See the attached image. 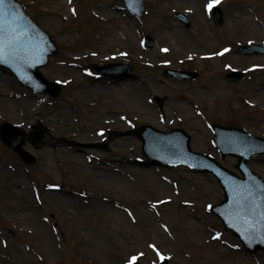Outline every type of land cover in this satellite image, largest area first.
Wrapping results in <instances>:
<instances>
[{"label":"rangeland","instance_id":"374dc122","mask_svg":"<svg viewBox=\"0 0 264 264\" xmlns=\"http://www.w3.org/2000/svg\"><path fill=\"white\" fill-rule=\"evenodd\" d=\"M18 1L58 46L41 70L62 92L57 98L34 93L0 67V124L21 127L24 148L36 158L26 165L0 141V264H127L140 252L139 262L150 264L160 260L150 244L170 257L169 264H264V251L251 255L210 211L208 205L224 199L213 174L150 163L141 140L122 135L143 124L162 131L181 128L191 135L193 151L240 174L236 157H220L210 125L239 126L264 137V55L237 53L242 44L264 43V0H220L225 15L220 27L207 8L210 0H144L141 19L122 0ZM176 11L187 13L191 28L173 18ZM252 20L256 27L247 24ZM112 31L119 41H108ZM147 34L155 39L152 48L145 46ZM225 45L230 51L221 55ZM117 62L132 67L126 79L140 77L153 85L140 92L139 101L133 99L140 107L120 110L122 119L107 116L111 106L102 94L83 91L101 79L92 63ZM168 68L195 70L198 77H167ZM233 68L244 70L245 78L226 80ZM11 94L19 102L10 104ZM118 96L131 100L125 91ZM155 96L165 99L161 109ZM32 125L46 129L37 148L27 139ZM72 141L99 142L108 151ZM249 166L264 179V155L254 156ZM86 169L98 172V179ZM121 170L132 180L119 179ZM60 199L67 200L65 208L58 206ZM156 214L164 217L159 226ZM193 227L199 231L195 237Z\"/></svg>","mask_w":264,"mask_h":264},{"label":"water","instance_id":"95a60500","mask_svg":"<svg viewBox=\"0 0 264 264\" xmlns=\"http://www.w3.org/2000/svg\"><path fill=\"white\" fill-rule=\"evenodd\" d=\"M124 3L127 9L137 16L144 14L143 0H124ZM2 11L6 19H8L9 11L22 17L16 27L21 32H26L27 36L24 39L23 48L16 55H6L0 63L10 69L23 85L33 88L36 92L48 91L57 96L60 92L59 86L46 80L39 71V68L48 62L49 56L57 52L56 46L48 34L25 14L23 6L17 1L7 0ZM175 17L190 26L185 14L177 13ZM214 17L218 24L223 21L222 12L217 8H215ZM147 39L149 46H152L153 39L150 36ZM242 50L247 53L264 52V46L254 45ZM98 68L105 74L115 72L114 69L108 70L109 67ZM117 73H124V71ZM168 74L179 78L195 75L185 71H170ZM241 75V73L234 72L229 76L240 77ZM1 133L3 140L18 151L27 163L33 161V157L23 149L24 134L20 129L10 123H4ZM132 133L143 140V151L153 160L165 163L171 161L174 164L185 163L201 171L213 172L221 181L226 197L221 204L212 208L213 212L220 216L225 227L237 234L252 252L264 249V181L247 168V160L251 156L264 153V139L251 136L243 129L216 126V143L221 154L223 157L227 154L238 157L237 167L245 175L244 178H240L227 171L213 158L192 152L189 146L190 137L183 130L163 133L145 125ZM42 136L43 129L37 130L30 137V141L37 145ZM248 189L251 190V196H249ZM161 264H167V261Z\"/></svg>","mask_w":264,"mask_h":264},{"label":"bare ground","instance_id":"6f19581e","mask_svg":"<svg viewBox=\"0 0 264 264\" xmlns=\"http://www.w3.org/2000/svg\"><path fill=\"white\" fill-rule=\"evenodd\" d=\"M102 9L104 11H107V8H102ZM111 9H112V11L116 10L115 8H111ZM247 24H255L254 25L255 27L257 25L256 21H253V20L252 21H248ZM249 26L251 27V25H249ZM114 32L115 31H112V32L107 34L108 41H111L113 39L115 41H119V38H118L119 34H116ZM123 34L124 33H121L120 35H123ZM162 36H164V35H162ZM65 70L69 72V71H72L73 68L65 67ZM102 79H103V81H102ZM105 79H107V78L106 77H102L100 80H97L94 83H89L86 87L83 88V91H84V93H88V94L92 93V92H94V93L97 92V93H100V94L103 95V97L106 100L105 102L111 106V110H109L108 115H107L108 117H110L109 115H111L112 117H120L121 118L122 115L120 116V114H119L121 109L122 110L123 109L133 110L135 108V106L136 107L137 106L140 107V105H137V104H139V102L137 103V101L135 102V101H133V99L137 98V100L139 101L141 99L140 98V92L142 90L145 91V90L153 89V85H152V83L149 80L144 81L140 77H137L135 79L133 78V79H130V80H129V78L126 79L125 77L124 78L114 77L110 81L109 80H105ZM119 91L120 92H124V91L127 92V94L130 96L131 100H128V99L127 100H123V97L118 96V92ZM260 91H263V89L260 90ZM110 94L114 95V97L111 98ZM253 94H255V93H253ZM11 96H12V94L9 95V97H10L9 100H11L10 104H14L15 102H19V98H17L16 96H14V97H11ZM252 101H254V100H252ZM141 107L146 109V107H143V106H141ZM85 172L88 173V174H91L93 176L95 175V177L98 176V174H97L98 172H95L94 170L86 169ZM117 175L119 176V179L125 180V178H126V179H129V180H132L125 170H121L119 172V174H117ZM118 176L115 175L116 178ZM112 177H113V174H110L109 178L111 179ZM96 179H98V178L96 177ZM110 179H109V181H110ZM159 179L162 180L163 183L166 181L165 179H161V178H159ZM163 180H165V181H163ZM109 185L111 186L112 184L109 183ZM20 186H21V184H20ZM57 190L59 192L62 191L61 188H57ZM57 202H58L57 204H58V206L60 208H65L66 207L67 200L60 199ZM104 203L106 204V202H104ZM104 203H96V205H93V206H99L101 208H105L108 205H105ZM163 219H164L163 216H160V215L156 214L154 219H153V222H155L159 226L160 223L161 224L164 223ZM187 225L196 227L195 224H193L191 222H188V221H187ZM194 227H193V230H194L195 234H193L192 237H195L198 234V232H199ZM164 233L167 234L166 231H164ZM190 241L192 243H194L195 245H201L196 239L195 240L194 239H192V240L190 239ZM201 242L203 243V241H201ZM58 259H59V257H57V260Z\"/></svg>","mask_w":264,"mask_h":264},{"label":"snow or ice","instance_id":"6c2138e0","mask_svg":"<svg viewBox=\"0 0 264 264\" xmlns=\"http://www.w3.org/2000/svg\"><path fill=\"white\" fill-rule=\"evenodd\" d=\"M6 2L7 0H0V60L4 59L6 55H16L18 51L23 48V42L27 36L26 32H21L19 28L16 27L22 17L16 16L13 12L9 11L8 19L5 18L2 10ZM219 3L220 0H210L207 5L208 10L211 11V9ZM73 12H75V9H73ZM165 51H167V49H165ZM228 51L229 49L225 48L220 54L223 55ZM247 191L249 196H251V190L248 189ZM208 207L211 209L212 205H208ZM241 207H243V205H241ZM129 215H131V213H129ZM149 247L156 252L161 261L170 259V257H166L163 253H161L155 244H150ZM143 256V252H140L136 255H131L127 261V264H138L139 259Z\"/></svg>","mask_w":264,"mask_h":264}]
</instances>
